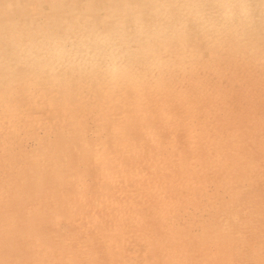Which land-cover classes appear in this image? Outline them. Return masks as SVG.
Returning a JSON list of instances; mask_svg holds the SVG:
<instances>
[{
  "label": "rangeland",
  "instance_id": "rangeland-1",
  "mask_svg": "<svg viewBox=\"0 0 264 264\" xmlns=\"http://www.w3.org/2000/svg\"><path fill=\"white\" fill-rule=\"evenodd\" d=\"M0 264H264V0H0Z\"/></svg>",
  "mask_w": 264,
  "mask_h": 264
},
{
  "label": "bare ground",
  "instance_id": "bare-ground-1",
  "mask_svg": "<svg viewBox=\"0 0 264 264\" xmlns=\"http://www.w3.org/2000/svg\"><path fill=\"white\" fill-rule=\"evenodd\" d=\"M62 55V54H61Z\"/></svg>",
  "mask_w": 264,
  "mask_h": 264
}]
</instances>
